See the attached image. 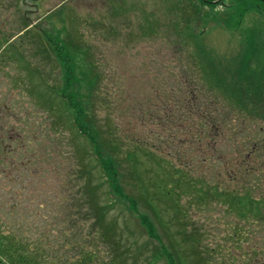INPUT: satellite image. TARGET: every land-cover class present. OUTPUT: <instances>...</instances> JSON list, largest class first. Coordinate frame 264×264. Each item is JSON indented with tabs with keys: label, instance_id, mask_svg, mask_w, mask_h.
Returning a JSON list of instances; mask_svg holds the SVG:
<instances>
[{
	"label": "rangeland",
	"instance_id": "obj_1",
	"mask_svg": "<svg viewBox=\"0 0 264 264\" xmlns=\"http://www.w3.org/2000/svg\"><path fill=\"white\" fill-rule=\"evenodd\" d=\"M222 2V6H211L202 4L200 0H41L37 17L42 19H5L21 15L25 8L16 2L12 4L16 13L13 9L9 14L4 3L0 2V117L5 119L0 123L1 236L8 238L14 235L21 242L37 243V237L44 230V218L48 214L52 218L55 212L58 213L45 203L50 197L43 198V192L45 189H58L59 178L54 172L59 171V153L62 151L60 155L65 158L64 155L71 154L68 164L76 168L79 162H86L81 160L86 144L73 138L65 118L60 117V97H56L57 89L60 91L67 80L66 71H70V90L74 99L85 107L84 115L92 114L91 101H95L97 107L101 103L103 105L97 111L93 109L99 127H104V115H108L118 126L119 139L125 140L130 136L133 142L148 140L155 147L162 148L165 162L158 160L152 150L148 159L140 152L138 162H128L125 155L129 144L124 145V141L123 146L119 145V151L110 152L114 158L123 160L122 167L127 172L130 171L128 166L134 167L131 177L124 178L123 184L133 190L139 211L149 216L160 240L167 243V229L174 225L168 223L177 216L178 226L183 220L185 231L195 233L196 241L190 244L195 255L193 260L189 258L190 263L195 264L196 259L202 264L207 259L203 264H241L250 245L242 240L226 239L229 227L218 224L220 211L215 207V199L211 195L204 196L208 188L200 183L202 167L196 164L199 159L194 161L195 153L193 159L188 157L190 150L187 146L179 147V137L172 125L162 126L157 121V114L162 117L170 115L165 110L168 95L161 96L160 100L156 95L151 98L153 85L162 91L160 84H165L170 72L176 71L177 64L166 46L167 36L180 39L183 50L189 52H197V49L192 40L185 39L186 36H201L198 40L202 45L227 58L251 47L249 57L262 62L264 0ZM170 22L173 25L168 29L166 24ZM53 44H56V49ZM52 49L56 52L53 53ZM58 53L64 58H58ZM92 68L100 75L94 96L87 88L92 81L91 75L79 77L80 72L93 71ZM159 72L162 75L159 76ZM157 77L159 80L155 82ZM8 108L10 114L6 117L5 109ZM149 111L150 117L155 119L147 122ZM103 137L108 142L112 141L106 133ZM152 149L158 154L156 148ZM50 150L54 152L53 159L47 152ZM152 158L154 161H150ZM161 161L165 163L163 169L159 166ZM187 164H194L190 168L193 167L197 175L187 170ZM172 165L188 172L184 178L193 182L191 192L180 184L170 187L164 184L163 173ZM145 168L150 169L149 172ZM138 172L146 174L143 178L150 183L149 192L153 198L155 194L168 190L175 198L182 196L178 199L182 206L180 212L172 210L176 204L157 202L154 198L160 213V217L159 214L158 218L155 217L143 205V198L139 195L141 187L133 178L136 173L139 176ZM181 176L178 172L176 178L181 181ZM207 182L212 185L211 179ZM63 190L64 186L57 191L59 195ZM189 193L194 195H185ZM98 194L100 201L105 200L102 193ZM200 196L205 199L198 203ZM52 203L56 209V197ZM118 206L119 202L110 216L118 217L119 231L125 237L129 231L136 232L150 247L153 244L155 247L157 243L146 236L136 218L127 213L126 208ZM56 227L69 229L65 231L68 241L77 235L61 220ZM84 228L88 232V226ZM256 237L260 238L258 233ZM58 248L56 245L55 254L66 252L67 256L71 247H61V252ZM69 255L75 253L69 252ZM159 264L166 263L161 261Z\"/></svg>",
	"mask_w": 264,
	"mask_h": 264
},
{
	"label": "trees",
	"instance_id": "obj_2",
	"mask_svg": "<svg viewBox=\"0 0 264 264\" xmlns=\"http://www.w3.org/2000/svg\"><path fill=\"white\" fill-rule=\"evenodd\" d=\"M171 25L172 22L166 24L168 29ZM200 38L186 36L185 39L192 40L197 49V52H189L183 50L180 39L167 36L166 46L177 66L176 71L165 78L166 83L160 84L162 91H158L157 85L151 88V98L156 95L160 100L161 96L168 95L165 110L170 115L162 117L157 114L156 118L162 126L172 125L179 137V147L187 146L190 150L189 158L193 159L195 153L194 161L199 159L196 164L202 167L200 183L208 188L204 196L211 195L215 199V207H219L220 211L217 222L229 227L226 239H238L250 245L241 264H264V57H260L262 62L252 60L249 57L251 47L231 58L220 57L202 45L198 40ZM48 42L51 44L50 40ZM53 48L56 49V44H53ZM54 49L53 53L56 52ZM57 55L64 58L62 54ZM92 70L80 72L79 77L82 79L91 75L92 81L87 88L94 96L100 75L95 69ZM158 75H162V72ZM66 76L65 85L56 92V97H60L59 114L65 118L73 138L85 142L81 160L86 162H79L76 168L68 164L71 154L64 155L65 158L60 155L62 151L59 155L57 151L59 171L54 174L59 178L58 189H45L43 198L50 197L45 203H49V207L58 213L55 212L52 218L51 214L44 218V230L37 237V243L21 242L14 235L8 238L0 235V264H159L161 261L166 264H192L189 258L192 259L195 254L190 246L196 241L195 233L185 231L183 220L178 226L177 222L180 221L173 216L168 224L174 225L172 230L167 229L169 234L164 244L149 216L139 211L133 190L123 184L124 178L131 177L134 167L128 166L130 171L127 172L122 167L123 160L114 158L110 153L119 151L124 141V145L129 144L125 155L128 162H138L140 152L148 159L151 150L160 158L158 160L165 162L162 148L155 147L148 140L133 142L130 136L125 140L119 139L118 126L114 118L108 115H104V127H99L93 109L97 111L103 104L99 103L97 107L95 101H91L92 114L84 115L85 107L74 99V93L70 90L71 72L66 71ZM158 80L157 77L155 82ZM148 114V120H140L148 122L155 119L150 117V111ZM104 133L111 136L112 141L108 142L103 137ZM110 144L115 146H108ZM152 148H156L159 155ZM47 152L53 159L54 152ZM164 162L159 163L162 169ZM190 165L194 164H187V170L197 175ZM172 166L163 173L164 184L168 187L180 184L191 192L193 182L184 178L188 172ZM178 172H181V181L176 178ZM143 175L146 174L139 173L138 176L136 173L133 176L141 187L139 195L143 198V205L157 218L160 213L157 212L154 198L157 202L176 204L171 208L180 212L182 206L178 199L182 196L175 198L168 190L155 194L153 198L154 195L149 192L150 183ZM83 179L85 182H82ZM209 179L212 181L210 186L207 182ZM63 186L62 195H59L57 191ZM98 192L103 194L105 200H99ZM54 196L58 202L56 209L52 203ZM205 197L202 199L200 196L198 203ZM117 202L118 207L126 208L125 211L136 218L146 236L157 243L155 247L153 244L151 248L146 240H142L136 232L129 231L128 227L126 237L119 231L118 217L110 216ZM60 220L77 232L76 237L71 236L68 241L65 231L69 229H56ZM84 226H88V232ZM257 233L259 239L254 238ZM40 238H43L41 242ZM56 245L60 247V252L63 250L61 247H71L67 252L68 257L66 252L55 254ZM69 252H74V257ZM205 261L207 259L202 264ZM194 262L201 264L200 260L195 259Z\"/></svg>",
	"mask_w": 264,
	"mask_h": 264
},
{
	"label": "flooded vegetation",
	"instance_id": "obj_3",
	"mask_svg": "<svg viewBox=\"0 0 264 264\" xmlns=\"http://www.w3.org/2000/svg\"><path fill=\"white\" fill-rule=\"evenodd\" d=\"M203 4L215 6V5H224L222 0H200ZM1 3H4V7L8 9L9 14L16 13V8L12 7L14 3H18L20 7L25 8V10L22 12L21 15H18L16 17H5V19H42L41 17H37V14L40 10V2L41 0H0ZM12 9V10H11ZM27 9V10H26ZM10 110L5 109L4 116H9ZM5 120L4 118L0 117V123L1 121Z\"/></svg>",
	"mask_w": 264,
	"mask_h": 264
}]
</instances>
